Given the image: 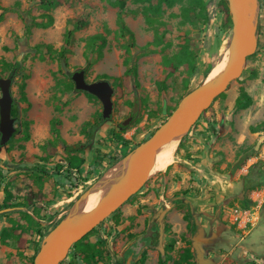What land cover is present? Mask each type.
I'll list each match as a JSON object with an SVG mask.
<instances>
[{"label": "rangeland", "instance_id": "obj_1", "mask_svg": "<svg viewBox=\"0 0 264 264\" xmlns=\"http://www.w3.org/2000/svg\"><path fill=\"white\" fill-rule=\"evenodd\" d=\"M222 1L203 0L204 11L197 16L194 8V15L192 10L187 18L181 16L182 7L189 6L187 0L173 6L163 2L162 24L148 26L142 13L147 2L125 0L124 22L136 44L126 54L130 41L126 34H117L118 8L107 0H60L51 10L53 24L32 26L29 33L25 26L31 17L41 20L44 12L39 0H0L6 8L0 21V77L12 78L17 118V133L0 146V264H32L44 237L74 202L202 84L227 51L231 37L228 4L226 13ZM256 4L254 49L241 76L175 143L165 167L118 202L84 237L94 258L71 252L60 264H126L130 256L129 264H158L160 258L167 259L166 264H184L186 249L192 254L187 261L199 264L193 241L200 231L202 264H264V184L247 188V177L259 180L264 172V0ZM80 18L89 24L74 32L66 59L45 47L36 49L43 44L59 50L65 30L71 28L67 19ZM104 27L109 30L107 44L94 60L96 51L85 45ZM160 36L169 44L147 45ZM182 44L197 55L196 71L190 76L187 65L172 68L162 62L163 55L172 56ZM126 55L129 66H136V85L132 76H124ZM81 68L89 82L106 79L99 77L102 74L119 78L117 83L107 79L114 89L112 113L96 130L83 123H95L102 111L100 101L75 90L74 84L70 92L64 90L65 84L73 83L72 72ZM22 83L26 101L21 99ZM241 91L252 99L245 109L235 107ZM134 104L136 121L121 129L119 124ZM164 110L171 113L167 116ZM250 125L258 130L251 132ZM63 143L77 148L67 150ZM70 155L84 159L79 171L69 170ZM2 187L11 193L5 203ZM160 210L165 214L149 235L138 240ZM189 210L199 225L195 234L184 216ZM171 240L173 247L167 249Z\"/></svg>", "mask_w": 264, "mask_h": 264}, {"label": "water", "instance_id": "obj_2", "mask_svg": "<svg viewBox=\"0 0 264 264\" xmlns=\"http://www.w3.org/2000/svg\"><path fill=\"white\" fill-rule=\"evenodd\" d=\"M227 4L231 20V37L227 47L226 72L211 82L201 84L193 91L191 98L182 109L174 110L147 139L131 149L121 159L120 169L95 188L85 208V219L75 222L62 235L54 237L47 245H42L32 264H60L66 258L71 246L110 214L118 203L115 197L120 188L147 166L156 149L167 141L181 140L214 99L223 93L232 81L241 76L247 57L254 49L253 27L246 14V0H227ZM71 79L75 90L94 95L100 101L101 116L103 119H108L113 108L114 89L111 83L107 79L87 81L83 68L73 71ZM11 83V77H0V145L6 144L16 131L15 118L11 115L13 104ZM135 109L136 104L133 112ZM163 214L165 210H160L157 216L151 219L147 231L139 236L138 240L151 233V227ZM201 233L200 231L193 241L199 264H202V252L198 242ZM130 257L127 258L126 264H129Z\"/></svg>", "mask_w": 264, "mask_h": 264}, {"label": "trees", "instance_id": "obj_3", "mask_svg": "<svg viewBox=\"0 0 264 264\" xmlns=\"http://www.w3.org/2000/svg\"><path fill=\"white\" fill-rule=\"evenodd\" d=\"M112 6H116L118 8V12H117V34L121 37H123L125 34L128 36L129 39V44L125 45V52L126 54H129L130 48L136 47L135 44V38H134V34L133 32L129 29V27L125 24L124 22V15H125V0H107ZM144 2H147V5L143 7L142 9V13L144 16V21L148 26H153L154 24L156 25H161L162 22L159 19V16L162 14L163 9L161 7V3L165 2L167 4V6H173L176 2H181L182 0H141ZM189 6H184L182 7L181 11H182V17L187 18V14L189 12H192V15H194V8H198V11L195 12V15L199 16L200 11L202 9V11H204L205 9V4L203 2V0H187ZM60 4V0H39V6L41 9L44 10V12L40 15L41 20H37L36 17H31L30 23L27 24L25 26V30L27 33L30 32V28L32 26H36V27H40V28H47L49 26H51L53 24V16L51 14V10H53L54 8H56L58 5ZM223 10L227 13V3L225 0H223L221 2ZM260 8V6H259ZM0 21L3 18V12L6 10V8L1 7L0 5ZM67 23L70 24L71 28H67L64 32V41L63 44L61 45L59 50H52L50 45H36V49H40L42 47H45L46 50L48 52H55L57 53V55L60 58H67V54L70 51V48L72 46V41H73V34L75 31L77 30H81L84 29L88 26L89 21L87 19L84 18H80V19H67ZM227 23L230 25V20L227 17ZM155 33L158 32L157 27H155ZM104 32H98L95 33L91 36L88 37L87 42H86V50L88 49H94L96 51V55L94 60H97L101 57L102 55V49L106 46L107 44V34L109 33V30L104 27ZM159 44H162L163 47H165L166 45H168L169 43H165L163 42V38L162 36L160 37H155L153 39V41L148 42L147 45H155L158 46ZM144 48V47H143ZM196 53L189 49L187 44H182L180 46V49L177 53L173 54L172 56H167V55H163L162 56V62L166 67H172L175 68L177 65H182L185 64L188 67V76L192 75L195 71H196V64H195V60H196ZM123 65L126 66V69L124 71V76H132L135 85L137 84V71H136V66H129V55H126V57H124L123 59ZM90 61L88 60V64L90 65ZM5 66L10 67L11 65H9L8 63H4ZM100 78H106L109 80H113L114 83H117L119 78L117 77H113V76H109L106 74H102L99 76ZM163 83H159V87H162ZM24 88V83L21 84L20 86V90H21V99L23 101H26V96L25 93L23 91ZM73 89V83L70 81L69 83L64 85V90L67 92H70ZM87 95H90L89 93L85 92ZM218 96H223V93H221ZM252 103V99L251 97L245 92V91H241L238 95V97L235 100V107L237 109H245L248 106H250V104ZM132 104V103H131ZM164 112L167 114V116L171 113V111L167 110ZM14 107L11 110V115H14ZM108 119H103L101 116V113H99L98 118L96 119L95 123H91L90 121H87L85 123H83V127H90L92 128V130H96L99 128V126H101L102 123H104L105 121H107ZM136 121V114L131 111L130 114L124 119V121H122L119 124V127L121 129H126L129 125H131L132 123H134ZM249 129L251 132H255L258 130L257 126H253L250 125ZM118 137V136H117ZM25 138H27V135L25 136ZM65 149L73 151L76 150L77 147H74L73 145H66L65 143H63ZM239 155V152L237 153V156ZM246 157L243 156L240 159H238L237 163L234 165V168H237L240 164L241 161H243ZM67 163H68V168L69 170H76L79 171L80 166L84 163V159L83 158H79L77 155H70L67 159ZM70 172V171H69ZM259 180H255V179H250L247 177L248 179V183H247V188L248 189H253L256 186L259 185H263L264 184V172H260L259 173ZM246 179V180H247ZM1 190V187H0ZM3 193H4V203L7 202L10 197H11V193L10 191L5 188L2 187ZM188 219H189V223L191 226V231L195 234L197 232V230L199 229V225L196 222V219L193 217V215L191 214L190 210L188 211V213L186 215ZM29 217V216H28ZM95 228H93L91 231H93ZM5 231V229H2V233ZM91 231L89 233H91ZM89 233H87L86 235H88ZM40 237H43L40 233H38ZM85 235V236H86ZM84 236V237H85ZM84 237L82 239H80L79 241H77L76 243H74L69 252L68 253H73L74 255L77 254H82L83 257L85 258V256L90 255V258H94L95 256V252H93V248L92 246L87 243L84 240ZM173 247V240L170 241V243L167 245V249H171ZM38 249L35 251L33 258L35 257V255L37 254ZM98 254V251H96V255ZM192 254L189 251V249L185 250V263L184 264H193L191 261H187L188 258H191ZM169 258V256H168ZM88 260V259H86ZM166 260L167 259H159L158 264H166ZM89 263V260L86 262ZM90 264V263H89Z\"/></svg>", "mask_w": 264, "mask_h": 264}, {"label": "bare ground", "instance_id": "obj_4", "mask_svg": "<svg viewBox=\"0 0 264 264\" xmlns=\"http://www.w3.org/2000/svg\"><path fill=\"white\" fill-rule=\"evenodd\" d=\"M257 9L256 0H246V14L250 20V23L253 27L257 18ZM228 69V53L227 51L222 56V59L214 66L212 72L205 78L202 84L211 82L216 78L220 77ZM193 91L189 92L181 101L179 109H182L184 105L189 101L192 96ZM177 141H167L160 145L158 149L154 152V155L150 159L147 166L135 175L130 181H128L123 187L120 188L118 194L115 197V200L124 201L129 195L136 192L140 186L144 183L147 178H151L156 172H158L166 163H168L172 158V151L174 149L175 143ZM121 162L116 163L113 167L107 170L103 174V178L95 185H92L89 189L85 191L80 198L74 202L72 208L60 219L55 225L50 233H48L42 242V245L45 246L51 241L54 237L62 235L66 232L75 222H81L85 219V208L89 203L90 199L94 194L95 188L101 183L107 181L118 169H120ZM165 167V166H164Z\"/></svg>", "mask_w": 264, "mask_h": 264}, {"label": "flooded vegetation", "instance_id": "obj_5", "mask_svg": "<svg viewBox=\"0 0 264 264\" xmlns=\"http://www.w3.org/2000/svg\"><path fill=\"white\" fill-rule=\"evenodd\" d=\"M11 73H14V71L11 72ZM11 75H12V74H11ZM11 79H12V78H11ZM13 107H14V101H13V104H12V108H13ZM12 117L15 118V122H16V119H17V118H16L15 116H13V115H12ZM14 124H15V123H14ZM16 133H17V128H16V131L14 132V134H16ZM14 134L11 136V138L14 136ZM11 138H10V139H11ZM10 139H9V140H10ZM9 140H8V141H9ZM8 141H7V142H8ZM7 142H6V143H7ZM0 146H2V145H0ZM3 199H4V198H3Z\"/></svg>", "mask_w": 264, "mask_h": 264}]
</instances>
